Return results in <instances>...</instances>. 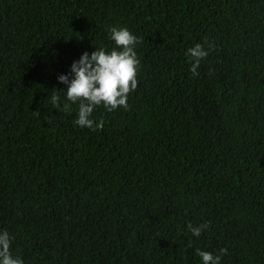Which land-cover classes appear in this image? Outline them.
I'll return each instance as SVG.
<instances>
[{
  "label": "trees",
  "instance_id": "obj_1",
  "mask_svg": "<svg viewBox=\"0 0 264 264\" xmlns=\"http://www.w3.org/2000/svg\"><path fill=\"white\" fill-rule=\"evenodd\" d=\"M110 26L138 86L93 131L58 77ZM3 231L24 264H264V0H0Z\"/></svg>",
  "mask_w": 264,
  "mask_h": 264
},
{
  "label": "clouds",
  "instance_id": "obj_2",
  "mask_svg": "<svg viewBox=\"0 0 264 264\" xmlns=\"http://www.w3.org/2000/svg\"><path fill=\"white\" fill-rule=\"evenodd\" d=\"M106 31L115 47L109 52L103 47L96 48L91 53L85 52L78 61L71 66V79L68 75H60L58 81L67 86V101L72 104L79 103L78 118L74 124L86 127L93 131L103 129L104 121L101 119L96 123L92 117L94 110L103 106L107 111L112 112L120 107L128 108V96L138 86L137 71L140 61L134 50L139 42L126 27L118 28L110 26ZM208 44L209 50H214L215 45ZM201 44H196L188 49L187 55L191 58L190 71L198 76L197 69L201 61L209 55ZM59 90L51 92L50 102L57 109L60 108ZM49 99V98H48ZM47 99V100H48ZM70 104L65 103L63 110L67 111ZM39 114V112H36ZM188 230L195 236L200 237L202 232L210 228L209 224L193 226L188 224ZM12 237L7 231L0 232V264H24L20 257H14L11 252ZM196 254L202 259V264H221V259L227 254V249H221L219 255L211 252L196 250Z\"/></svg>",
  "mask_w": 264,
  "mask_h": 264
}]
</instances>
